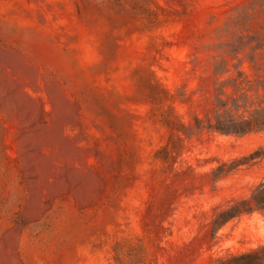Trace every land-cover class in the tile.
Returning <instances> with one entry per match:
<instances>
[{"label":"rangeland","instance_id":"374dc122","mask_svg":"<svg viewBox=\"0 0 264 264\" xmlns=\"http://www.w3.org/2000/svg\"><path fill=\"white\" fill-rule=\"evenodd\" d=\"M243 72L240 74V72ZM264 0H0V264H220L264 211ZM236 105V106H235Z\"/></svg>","mask_w":264,"mask_h":264},{"label":"trees","instance_id":"16d2710c","mask_svg":"<svg viewBox=\"0 0 264 264\" xmlns=\"http://www.w3.org/2000/svg\"><path fill=\"white\" fill-rule=\"evenodd\" d=\"M240 74L243 72L239 71ZM261 88L264 91V81L261 80ZM219 106L223 108L214 116L213 123L209 118L206 125L196 117L194 128L209 131H216L222 134L243 135L252 131L264 130V103L261 99L260 104H254V108L248 111V115L235 117L230 110L226 109L227 102L218 98ZM236 106V105H235ZM264 158V152L261 148L254 150L243 158L242 162H254ZM254 211H264V179L260 181L247 197L233 199L225 207L221 208L214 219V224L220 226L226 221L239 217L243 214H249ZM220 264H264V244L249 251L229 255L226 258L219 259Z\"/></svg>","mask_w":264,"mask_h":264}]
</instances>
